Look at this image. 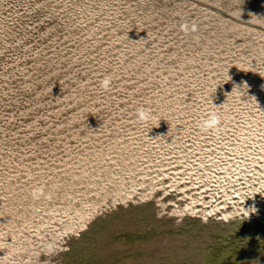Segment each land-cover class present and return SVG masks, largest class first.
<instances>
[{
	"label": "rangeland",
	"instance_id": "rangeland-1",
	"mask_svg": "<svg viewBox=\"0 0 264 264\" xmlns=\"http://www.w3.org/2000/svg\"><path fill=\"white\" fill-rule=\"evenodd\" d=\"M0 264H264V0H0Z\"/></svg>",
	"mask_w": 264,
	"mask_h": 264
},
{
	"label": "clouds",
	"instance_id": "clouds-1",
	"mask_svg": "<svg viewBox=\"0 0 264 264\" xmlns=\"http://www.w3.org/2000/svg\"><path fill=\"white\" fill-rule=\"evenodd\" d=\"M181 30L184 31L185 33L189 31H196V26L191 25L189 26L188 24H182L181 25ZM111 84V78L110 76H106L102 81H101V87L105 90L109 89ZM137 119L138 122L145 123L151 119V111L148 109L140 108L137 110ZM220 124V119L217 114L211 113L207 119H205L202 123V127L204 129H215L219 126ZM39 191V190H37Z\"/></svg>",
	"mask_w": 264,
	"mask_h": 264
}]
</instances>
